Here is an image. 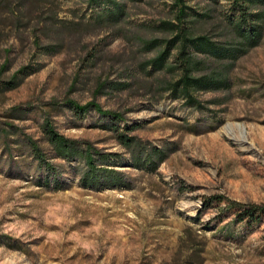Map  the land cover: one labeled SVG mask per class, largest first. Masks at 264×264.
<instances>
[{
    "label": "rangeland",
    "instance_id": "obj_1",
    "mask_svg": "<svg viewBox=\"0 0 264 264\" xmlns=\"http://www.w3.org/2000/svg\"><path fill=\"white\" fill-rule=\"evenodd\" d=\"M126 17L94 22L88 0H0V264H264V218L240 221L213 196L264 203V29L237 59L226 91L199 92L205 107L163 93L147 76L142 39L169 34L150 25L172 17L173 0H118ZM210 17L196 32L223 40L232 0H186ZM52 46L47 53L39 46ZM2 68V66H4ZM129 77V78H128ZM130 81L124 90L105 82ZM94 101L123 114L119 127L168 149L155 171L133 166L109 116H78L66 104ZM48 118L64 136L110 153L118 186L83 187L77 162L53 155L42 132ZM7 135V136H6ZM27 138L56 167L61 188L39 168Z\"/></svg>",
    "mask_w": 264,
    "mask_h": 264
},
{
    "label": "trees",
    "instance_id": "obj_2",
    "mask_svg": "<svg viewBox=\"0 0 264 264\" xmlns=\"http://www.w3.org/2000/svg\"><path fill=\"white\" fill-rule=\"evenodd\" d=\"M210 1L216 2V0ZM88 2L91 5L101 6L92 19L96 23L114 25L126 17V4L118 0H88ZM171 7V19L160 20L150 25L155 30L169 35L141 41L142 51L155 52L142 63L141 69L147 76L154 73L164 75L158 81L163 93L183 99L185 105L203 109L205 107L197 94L228 90L229 72L234 62L260 43L264 29V0H232L230 14L223 17L227 23L226 34L222 35L225 37L223 40L196 32L195 24L209 18L208 11H200L190 6L186 0H173ZM38 48L47 53L55 52V49L49 45ZM22 72L23 70H19L11 79L0 81L3 84L1 88L17 87L22 77L26 75L23 73V76L19 77ZM106 85L119 91L128 88L131 83L127 79L120 82L110 81L102 83L100 87ZM66 104L80 117L91 111L101 116H109L111 119L104 128L112 131L118 143L130 153L134 167L152 172L167 158L168 149L144 144L137 136L129 134L132 130L129 125L121 129L118 122L123 120L122 113L103 110L101 105L94 101L80 104L69 99ZM41 128L55 157L68 162H77V165L71 166V170L79 176L83 187L108 188L123 184V174L107 167L110 159L117 156L115 153L103 151L89 142L64 136L55 129L48 118L43 120ZM27 140L39 168L47 172L44 182L48 185L52 176L54 188H61L56 179L58 173L56 167L47 163L35 141L30 138ZM211 198L217 205L226 202L225 209L234 210L233 213L240 221L259 222L264 218V203L243 204L221 195Z\"/></svg>",
    "mask_w": 264,
    "mask_h": 264
}]
</instances>
